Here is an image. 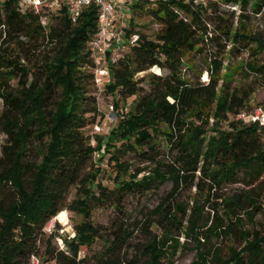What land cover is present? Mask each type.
I'll return each mask as SVG.
<instances>
[{"label": "trees", "instance_id": "16d2710c", "mask_svg": "<svg viewBox=\"0 0 264 264\" xmlns=\"http://www.w3.org/2000/svg\"><path fill=\"white\" fill-rule=\"evenodd\" d=\"M219 2L238 3L241 10L249 4L255 12L264 8V0L130 3L123 41L126 49L108 64L109 80L102 84L117 95L113 97L111 124L105 134L97 133L95 144H91L84 127L93 123L99 113L92 93L98 88L94 62L88 49L96 28L95 4L82 7L75 22H71L64 6L47 8L42 13L21 9L16 0H0V133L4 135L0 193L2 187H11L8 199L0 194V264H28L41 240L42 255L48 264H163L177 241L171 227L176 232L188 230L198 240L194 228L200 209L197 207L192 217L186 216L190 226H183L176 211L181 212L182 218L185 209L178 202L175 207L169 202L174 200L175 189L198 186L203 178L214 184L234 180L239 168L248 175H264V131L232 117L248 104L254 85H264V61L225 67L222 55L211 56L204 51L208 41L224 37L233 41L232 50L240 53L246 48L248 55L253 56L264 51V35L246 32L243 26L232 29L222 13L217 15L211 30L205 22L206 7ZM143 11L159 24L152 38L132 29L133 16ZM44 14L57 22L42 24L40 17ZM242 16V12L237 15L238 19ZM133 32L137 37L130 42L127 38ZM39 39L56 41L52 54L45 48L38 50ZM191 52L203 56L206 80L198 79L202 70L195 81L183 77V60L188 61ZM151 67L153 72L145 73ZM140 72L144 73L135 78ZM234 74L240 79L251 78L243 82L232 79ZM141 82L148 87L144 88ZM130 96L132 100L126 103ZM120 99L122 105L118 104ZM210 115L216 131L206 135ZM192 116L203 125L186 121ZM220 123L227 127L217 129ZM161 124L165 129H161ZM158 132L176 152L171 162L154 161L157 152L151 141ZM143 146L147 149L143 150ZM29 150H34L39 158L30 159ZM127 150L155 165L130 168L131 164L121 159V153ZM99 151L97 160L109 153L105 163L113 162L115 167L109 186L96 178L103 167L99 163L93 165L92 154ZM88 163L91 168L84 170ZM165 180L171 181L163 198H167L166 204L161 201L151 208L141 225L147 233L149 225H159L160 235L148 234L138 252L129 257L121 255L132 233L130 223L113 222L109 227L95 224L90 218L92 200L110 199L115 209L121 210L120 201L127 192H144ZM72 186L75 197L68 200ZM240 195L234 192L222 199L229 211L234 207L244 209ZM63 208L80 215L73 225L74 235L56 233V221L52 230L45 232L44 224L55 214L65 223ZM223 229L220 230L226 231ZM54 236L61 238V247L51 243ZM97 239L102 240L103 250L94 253L91 262L77 258L81 246ZM244 239L240 248L231 247L224 258L214 253L216 264H264V234L253 229L246 232ZM206 255L205 250L199 251L190 264H214Z\"/></svg>", "mask_w": 264, "mask_h": 264}, {"label": "rangeland", "instance_id": "374dc122", "mask_svg": "<svg viewBox=\"0 0 264 264\" xmlns=\"http://www.w3.org/2000/svg\"><path fill=\"white\" fill-rule=\"evenodd\" d=\"M132 1L137 2L139 0H128L125 4L121 5L126 17L130 16L129 5ZM45 10L46 9L42 8V13H44ZM239 12H242L243 14L240 19L237 17ZM219 13H222L228 18L227 21L232 25V29L236 27L240 29L241 26H243L246 32H261L262 35H264V8L259 12H255L250 5L247 4L245 9L241 10L238 3L232 2H219L215 4V6H208L205 11V22L209 24L211 30L214 28V24L218 20L217 15ZM44 15L47 16V21L49 23L52 24L57 22L53 17H50L47 14ZM133 24L132 29L134 31L143 32L149 38L153 37L159 27V24L145 11L136 13L133 16ZM232 44V40H226L224 37H219L208 41L204 46V51L207 55L209 52L211 56H213V54L218 56L222 55L223 65L225 67L236 64L246 65V62L248 61L253 62L256 60L259 63L264 61V51L249 56L245 50H241L240 53L232 50ZM54 45H56L55 40L49 43L46 39H39L37 47L38 50L41 51L45 48L47 49L46 51L48 54H52V47ZM119 47L121 48V46ZM122 49L125 50L126 48L122 47ZM187 57L188 61L183 60V66L181 69L183 77L195 81L198 72L202 70L198 79L200 81L206 79L207 75L203 70L205 67L203 56L198 55L196 52H191ZM155 70L157 71L156 68ZM222 70L225 71V68ZM148 72H153V69L150 68L145 71V73ZM143 73L144 72L137 73L135 78L140 77ZM250 78L251 75L246 79H240L238 74L232 76V79H240L243 82L249 81ZM11 83H14V79L11 80ZM141 85L144 88L148 87L145 82H141ZM254 86L256 87L248 101L249 103H255L264 98V87L260 86L259 83ZM92 93L96 96L99 113L95 115L94 122L87 124L84 127V130L90 135V143L95 144V140L97 139L96 134H105L110 127L111 121L109 117L112 116L113 107L110 109L109 104L113 103V97H116L117 95L106 90L103 85L99 90L95 89ZM131 100L132 96L127 97L126 103H129ZM118 104L122 105L121 99ZM186 121H191L200 126L203 125L200 120L193 116ZM213 126V117L210 115V117H208V125L206 126V135L215 133L216 130H213ZM226 127L227 125L225 123H220L216 128L223 129ZM161 129H165V125L161 124ZM3 142L4 135L0 133V152ZM151 142H154L155 150L157 152V154L154 155V161H173L176 152L174 149L170 148L169 140L164 137L162 132L154 134ZM142 149L146 150L147 148L146 146H143ZM101 152L99 151L92 154V163L94 166L99 163L101 167H103V170L98 173L96 178L98 181H101V183L109 186L112 183L115 167L112 164L113 162H110L108 165L105 163L109 153H106L102 160H97V156L100 155ZM28 157L37 160L39 155L36 154L34 150H29ZM121 159L129 162L131 164L130 168L132 169L143 166L151 168L155 165V162L143 161L133 150H127L121 153ZM90 168L91 165L88 163L84 170ZM195 174H198V171H196ZM25 178H28L27 174L25 175ZM210 184L212 185L211 187ZM170 188L171 181L165 180L161 182L158 187H152L144 192L129 191L120 201L121 210L115 209L114 203L111 202L110 199H93L90 209V218L95 224L107 227L113 222H129V229H132V233L126 246L121 251V255L129 257L138 252L142 243L146 241L149 236L148 234L160 235L161 228L159 225H149L148 233L142 230L141 225L146 220L145 214H148L151 208L155 207L161 201L166 204L167 198H163L166 197ZM10 189L11 187L4 186L1 188L0 194H3L8 199L11 196ZM74 189V186L70 188L67 198L68 200L75 197ZM234 192L241 193L240 196L243 201L244 209L234 207L232 208V211H229L223 204L222 199L231 196ZM169 202L173 207H175V203L178 202L185 209L184 217L180 218V211H176V215L181 219L182 225H188V227L190 226V222L186 219V216L192 217L193 213L195 215L196 208L199 207L200 210L196 216V226L194 228L197 232L198 240H195V235L189 233L188 230L176 232V229L171 227L172 234L176 237L177 241L174 243L175 247L169 249L170 253L168 254V258L162 261L163 264H190L193 260L195 261L197 259V253L204 250L207 252L206 256L208 261L216 264L213 254L216 253L222 258L228 256L231 247L238 249L245 243L244 236L246 232L250 233L253 229H257L259 234H264V175L256 176L255 173L248 175L247 171L239 168L237 178L234 180L225 179L214 184L211 183L209 178H203L198 186H195L194 184L184 185L175 189L174 200H169ZM256 206L259 208H255ZM62 210L66 213L65 223L55 218L56 214L52 217L54 219L53 221L58 223L56 233L73 236V225L79 220L80 215L66 208H63ZM215 213H217V216H215ZM220 229L226 231H221ZM248 238H251V234H249ZM51 243L54 247L59 248L62 246V241H59L57 236H54ZM43 247L44 242L41 240L39 242L38 251L35 254V257L37 258L36 264H48L42 255ZM102 250V240L97 239L88 246H81V249L77 253V258L84 257V263L91 262L92 255ZM28 264H30V259Z\"/></svg>", "mask_w": 264, "mask_h": 264}, {"label": "built area", "instance_id": "2783aa9c", "mask_svg": "<svg viewBox=\"0 0 264 264\" xmlns=\"http://www.w3.org/2000/svg\"><path fill=\"white\" fill-rule=\"evenodd\" d=\"M21 9H32L34 11L59 8L64 6L70 21L75 22L80 9L90 3L96 6V28L88 41L90 57L94 62L93 73L94 81L99 90L104 81L109 80L108 64L114 62L122 53L124 45L125 29L128 25V17L122 10L123 4L128 0H16ZM40 22L45 24L47 16L42 15ZM137 37L133 32L128 36V41ZM123 40V41H122ZM121 46V48L119 47ZM247 51V49H243ZM107 51L108 54H107ZM248 54V51H247ZM152 69L154 67H151ZM207 78V77H206ZM206 80V79H204ZM264 87V85H262ZM112 108V104H109ZM232 117L245 124H255L264 131V98L249 103L239 108L232 114ZM54 219H49L43 226L45 232H50L53 227ZM61 241V238L58 237ZM30 264H36L37 258L34 254L30 255Z\"/></svg>", "mask_w": 264, "mask_h": 264}]
</instances>
